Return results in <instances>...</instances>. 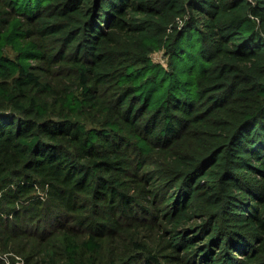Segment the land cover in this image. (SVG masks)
<instances>
[{"label":"trees","instance_id":"1","mask_svg":"<svg viewBox=\"0 0 264 264\" xmlns=\"http://www.w3.org/2000/svg\"><path fill=\"white\" fill-rule=\"evenodd\" d=\"M15 255L264 264V0H0Z\"/></svg>","mask_w":264,"mask_h":264},{"label":"rangeland","instance_id":"2","mask_svg":"<svg viewBox=\"0 0 264 264\" xmlns=\"http://www.w3.org/2000/svg\"><path fill=\"white\" fill-rule=\"evenodd\" d=\"M154 58H155V60H157V61H162V62L165 61L164 58L161 57V54H160V53L156 54V55L154 56ZM141 231H142V230H141ZM144 234H145V231L143 230V231H142V235H144ZM146 239H147V238H146ZM4 257H7V256L5 255ZM15 257H16V259H17V262H20L19 264H25L23 260H22V261H19V260H18V258H17L18 256L15 255Z\"/></svg>","mask_w":264,"mask_h":264}]
</instances>
